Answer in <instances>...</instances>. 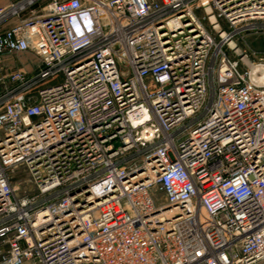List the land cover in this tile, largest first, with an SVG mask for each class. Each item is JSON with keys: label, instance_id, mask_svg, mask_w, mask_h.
Returning a JSON list of instances; mask_svg holds the SVG:
<instances>
[{"label": "built area", "instance_id": "2783aa9c", "mask_svg": "<svg viewBox=\"0 0 264 264\" xmlns=\"http://www.w3.org/2000/svg\"><path fill=\"white\" fill-rule=\"evenodd\" d=\"M258 32L264 0H0V264H264Z\"/></svg>", "mask_w": 264, "mask_h": 264}, {"label": "rangeland", "instance_id": "374dc122", "mask_svg": "<svg viewBox=\"0 0 264 264\" xmlns=\"http://www.w3.org/2000/svg\"><path fill=\"white\" fill-rule=\"evenodd\" d=\"M204 25L207 28H209V25L207 22H204ZM243 41L239 40L238 45L242 49H244L247 53H249L251 58L255 59L258 55H264V32H258L255 34L246 33L245 36L243 37ZM251 51H255L258 55L256 54L251 55ZM14 59L18 60L19 62L22 61L24 66L23 65H19V66H22L26 71L31 72L35 70L37 58L33 54L25 51V52L17 54L14 57ZM11 176H12L13 182L15 184H18L19 186V190L17 191V193L22 194L29 190L27 177L22 167L15 168Z\"/></svg>", "mask_w": 264, "mask_h": 264}, {"label": "crops", "instance_id": "0c3cea01", "mask_svg": "<svg viewBox=\"0 0 264 264\" xmlns=\"http://www.w3.org/2000/svg\"><path fill=\"white\" fill-rule=\"evenodd\" d=\"M10 64H11V66H18V65H23L24 66L22 61L19 62L18 60H14V59L10 61Z\"/></svg>", "mask_w": 264, "mask_h": 264}, {"label": "water", "instance_id": "95a60500", "mask_svg": "<svg viewBox=\"0 0 264 264\" xmlns=\"http://www.w3.org/2000/svg\"><path fill=\"white\" fill-rule=\"evenodd\" d=\"M244 62L246 63V65H249V61L248 60H244Z\"/></svg>", "mask_w": 264, "mask_h": 264}]
</instances>
